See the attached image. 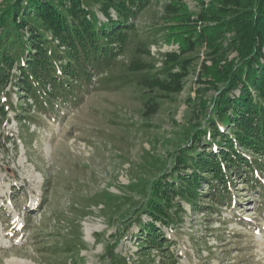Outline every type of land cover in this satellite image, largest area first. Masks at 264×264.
I'll return each instance as SVG.
<instances>
[{"label": "rangeland", "instance_id": "rangeland-1", "mask_svg": "<svg viewBox=\"0 0 264 264\" xmlns=\"http://www.w3.org/2000/svg\"><path fill=\"white\" fill-rule=\"evenodd\" d=\"M168 1L151 0L135 16L123 53L77 103L47 113L11 82L0 89V264L16 256L28 264H264V196L238 176L232 203L216 210L207 206L206 183L196 207L176 195L179 221H155L168 246L141 247L138 218L153 220L144 209L154 181L169 178L177 157L190 152L223 87L201 75L213 55L201 38L181 54L191 64L180 92L149 90L131 70L135 60L161 69L167 52L180 53L167 39ZM183 1L200 12V0ZM230 43L223 55L232 59Z\"/></svg>", "mask_w": 264, "mask_h": 264}, {"label": "trees", "instance_id": "trees-1", "mask_svg": "<svg viewBox=\"0 0 264 264\" xmlns=\"http://www.w3.org/2000/svg\"><path fill=\"white\" fill-rule=\"evenodd\" d=\"M200 2L198 14L183 0L165 4L167 39L179 44L180 53L167 52L158 70L136 60L131 65V70L142 72L147 89L180 92L191 64L181 54L194 51L201 38L213 54L211 64L202 63L201 75L210 86L223 84L212 101L209 124L191 138V153L177 157L170 179L154 181L144 209L153 220L138 218L143 249L168 246L155 221H179L181 207L172 209L176 195L196 207L199 189L206 183L211 202L207 206L216 210L224 200L232 203L233 177L238 176L264 196V0ZM150 3L5 0L0 10V89L11 82L24 102L32 101L47 113L57 105L77 103L94 77L123 53L135 16ZM227 39L237 51L232 59L223 55Z\"/></svg>", "mask_w": 264, "mask_h": 264}, {"label": "bare ground", "instance_id": "bare-ground-1", "mask_svg": "<svg viewBox=\"0 0 264 264\" xmlns=\"http://www.w3.org/2000/svg\"><path fill=\"white\" fill-rule=\"evenodd\" d=\"M9 264H28V261L26 259L19 258L16 256L12 258Z\"/></svg>", "mask_w": 264, "mask_h": 264}]
</instances>
